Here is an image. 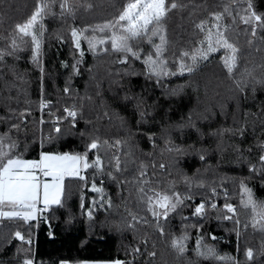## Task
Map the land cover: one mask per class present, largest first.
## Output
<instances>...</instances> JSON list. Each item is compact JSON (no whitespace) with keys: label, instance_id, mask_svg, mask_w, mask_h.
I'll return each mask as SVG.
<instances>
[{"label":"trees","instance_id":"trees-1","mask_svg":"<svg viewBox=\"0 0 264 264\" xmlns=\"http://www.w3.org/2000/svg\"><path fill=\"white\" fill-rule=\"evenodd\" d=\"M59 2L52 8L56 15L42 21L40 55L34 61L30 37L21 38L15 26L30 18L38 0H0V52L6 53L0 61V135L10 138L7 142L15 143L14 151L26 160H39L41 152L87 151L91 162L97 150L87 145L96 140L103 171L86 169L83 181L65 178L60 203L38 220L0 222V264L26 259L33 264H208L195 255L198 237L239 264H264V233L245 228L251 215L240 206L241 184L264 201V32L257 30L256 37L245 33L248 26L240 17L248 0H178L185 7L169 12L164 22L163 58L170 74L159 79L150 78L142 63L146 53L154 52L147 42L139 45L141 60L129 57L121 63V54L103 51L108 45L89 51L82 38L77 49L71 38L72 29H90L117 17L126 0H69L75 15L63 17ZM251 3L264 14V0ZM226 5L232 16L226 14L223 23L229 41L240 50V67L229 76L224 59L230 52L221 47L209 52L207 60L198 58L191 73L185 69L180 74L181 53L201 47L205 36L196 24L204 20L210 27L212 13L223 12ZM153 40L159 43L158 37ZM183 62L192 63L189 57ZM245 67L251 76L244 74ZM42 100L49 104V114L41 112ZM65 108L77 112L75 126L63 119ZM41 117L46 124L40 123ZM55 117L61 118L59 133L50 123ZM112 156L120 158V171ZM93 183L102 191H93ZM141 187L149 196L154 190L178 193L182 200L167 220H159L163 234L147 210ZM201 203L204 214L195 215ZM212 203L216 209L209 207ZM225 203L236 207L239 225L222 218ZM16 231L31 243L16 239ZM185 234L188 250L181 256L171 242ZM248 248L252 261L245 258Z\"/></svg>","mask_w":264,"mask_h":264},{"label":"snow or ice","instance_id":"snow-or-ice-1","mask_svg":"<svg viewBox=\"0 0 264 264\" xmlns=\"http://www.w3.org/2000/svg\"><path fill=\"white\" fill-rule=\"evenodd\" d=\"M56 3L57 0H38L37 6L30 18L24 23L15 26V31L21 38L30 37V42L33 46L34 61L40 55L42 37L44 35L42 21L48 15H56L52 11ZM91 7V4L86 5L88 9ZM183 7L185 5L179 3L178 0H126L117 17L102 24H97L90 29H72L71 38L77 49H81L82 38L87 42L89 51H94L99 45H108L103 48V51H112L121 54V63H127L129 57L141 60L140 53L142 49L139 45L147 42L152 46L154 52L146 53V58L142 60V63L147 67L150 78L155 76L159 79L170 74L167 67L168 61L166 58H163V53L166 51L167 46L164 22L169 12ZM59 8L61 17L75 15V11L70 6L69 0H60ZM245 13V15L240 17L242 23L248 26L245 29V33L247 34L250 31L251 36L256 37L257 30L264 32V14H258L253 9L251 0H248ZM226 14L232 16L227 5L224 6L223 12L212 13L210 27L208 26V21L204 20L196 24V28L204 33L205 36L200 42L201 47H197L191 52L183 51L181 53L180 63L178 65L180 74H183L185 69L191 73L198 64V58L199 60H207L209 52H215L221 47L230 52V55L224 59V67L229 76H232L234 71L240 67V50L234 43L229 41V37L226 35L228 25L223 23ZM234 22L235 18L233 17ZM37 27L39 37L36 34ZM85 33L90 34L85 35ZM95 33H103L105 36L97 39ZM153 37L159 38L158 44L154 42ZM261 38L264 39V37ZM248 43L252 44L253 41L249 40ZM11 47L13 49L17 47L15 38L12 39ZM5 54L4 52H0V61L3 60ZM80 55H84L83 50L80 51ZM185 57L191 59V65H186L183 62ZM171 74L175 75L176 73ZM244 74L251 76L252 70L245 67ZM46 106V104L41 105V107ZM64 112L66 115L63 119H68L69 123L75 126L77 112L74 109L68 108H65ZM57 119L59 120L61 118L58 117ZM41 123H43V120H41ZM12 127L18 128L19 125H13ZM55 131L57 133L60 132L58 124L55 126ZM9 139L6 135H0V222L7 220L30 223L37 218V213L42 211V209L38 208L40 203H43L45 208L49 204L60 203L65 177L70 176L83 181L86 177L81 175L82 170L93 168L96 171H103L104 161L99 155L101 144L96 140H93L87 145L88 150H97L94 153V161L90 162L87 151L84 154L65 153L62 155L41 152L39 160H26L23 158L22 153L14 151L18 146L15 143L7 142ZM112 159L115 160L116 170L120 171V158L118 156H112L110 160ZM260 160L264 162V155L260 156ZM108 175H111V173L109 172ZM42 176L51 177V182L42 180ZM140 176H146V172L141 171ZM241 188L243 189V194L241 196L240 206L248 209L251 215L250 225L245 224V228L251 226L253 229L264 233V201H257L254 198L252 190L245 185L241 184ZM92 190L102 191V189L96 187L95 183L92 184ZM139 191L144 193L146 197L145 202L148 204L147 210L151 212L152 217L156 221L157 229L163 234L164 229L159 224V220L161 218L167 220L169 212L175 211L177 205L182 203L179 194L173 193L169 195L153 190L154 194L149 196L145 193L143 187ZM213 193L215 194V189H213ZM186 198L190 199V197ZM141 199H144V197H141ZM108 204L110 207V200ZM209 207L216 209L217 205L212 203ZM204 209L205 204L201 203L195 207L194 214L202 216ZM224 209H226V212L222 218L233 221L235 225H239L240 219L237 215L236 207L225 203ZM129 215H132L133 221L141 222L132 213H129ZM89 216H91V212H89ZM143 223H147V221L144 220ZM239 234L237 230V237H239ZM14 235L20 241L31 243V240H26L20 231H16ZM211 238L216 239L215 236ZM187 240V234L172 240L171 246L178 255L182 256L188 250ZM135 251L139 252L140 249L137 248ZM194 252L198 261H206L208 264H239V261L235 257L222 255L217 252L214 246L204 244L202 237L197 238ZM149 255L155 256V252L149 253ZM253 255L251 248L246 249V261H252ZM24 264H33V261L26 259ZM115 264H122V262L116 261Z\"/></svg>","mask_w":264,"mask_h":264},{"label":"built area","instance_id":"built-area-1","mask_svg":"<svg viewBox=\"0 0 264 264\" xmlns=\"http://www.w3.org/2000/svg\"><path fill=\"white\" fill-rule=\"evenodd\" d=\"M42 104H46L47 106L46 107H41V112L42 113H44V112H47L48 114L51 112L48 108H49V104L47 103V102H45L44 100H42V102H41V105ZM65 115H66V113H65ZM58 117H55L53 120H50V123H52V124H54L55 126L58 124L59 125V123H60V119L58 120L57 119ZM70 119V118H69ZM41 120H43V123H41V124H46L47 123V120L44 118V117H41ZM47 177H41V179H46ZM38 208L39 209H42V211H39V212H45L46 211V208L44 207V206H42V205H38ZM22 264H24V262L22 263Z\"/></svg>","mask_w":264,"mask_h":264},{"label":"crops","instance_id":"crops-1","mask_svg":"<svg viewBox=\"0 0 264 264\" xmlns=\"http://www.w3.org/2000/svg\"><path fill=\"white\" fill-rule=\"evenodd\" d=\"M67 177H69V176H67ZM67 177H65V178H67ZM42 180H44V181H48V182H51V180H50L48 177H47L46 179H42ZM63 188H64V187H63ZM62 195H63V194H62ZM62 195H61V197H60V200H61V198H62ZM40 205H42V206L45 207V205H44L43 203H40ZM55 205H57V204H55V203L49 204V205L46 207V210L49 209V208L52 207V206H55ZM41 213H42V212H38V213H37V218H36L35 220H38V219H39Z\"/></svg>","mask_w":264,"mask_h":264},{"label":"rangeland","instance_id":"rangeland-1","mask_svg":"<svg viewBox=\"0 0 264 264\" xmlns=\"http://www.w3.org/2000/svg\"><path fill=\"white\" fill-rule=\"evenodd\" d=\"M84 170L81 171V174ZM70 177V176H69ZM82 264H115V262H84ZM123 264V263H122Z\"/></svg>","mask_w":264,"mask_h":264},{"label":"water","instance_id":"water-1","mask_svg":"<svg viewBox=\"0 0 264 264\" xmlns=\"http://www.w3.org/2000/svg\"><path fill=\"white\" fill-rule=\"evenodd\" d=\"M51 180V177H48Z\"/></svg>","mask_w":264,"mask_h":264}]
</instances>
